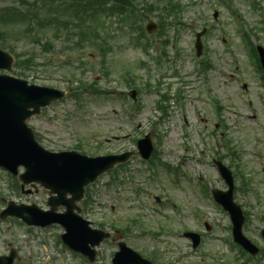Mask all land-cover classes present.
<instances>
[{"label": "rangeland", "instance_id": "374dc122", "mask_svg": "<svg viewBox=\"0 0 264 264\" xmlns=\"http://www.w3.org/2000/svg\"><path fill=\"white\" fill-rule=\"evenodd\" d=\"M139 1L140 8L144 9L143 13L157 20L158 11L146 7V3L151 4L153 0ZM257 1L260 5L258 11L251 5V0H234L235 3H230V6L226 4L223 6L218 0H180L185 6L181 19L183 24L173 23L168 27L166 36L172 40V44H169V56L161 66L155 62V56H147L140 47H134L129 39L130 33L113 19L104 20L107 23L106 28L105 25L100 28L103 34L109 35L105 62L99 56L97 46L89 42L78 45L76 38L70 41L63 35L56 37L48 25L41 29L38 26L37 31L25 32V28H22L19 31L24 30V33L13 29H10L13 31L10 34L7 32L8 45H12L21 53L22 60L34 61L33 65H27L30 67L20 68L24 73L22 78L38 85L67 89L77 85L74 81L68 80L67 76L71 75L88 82L96 80L98 87L113 92L107 97L92 95L90 91H86L80 100L66 99L49 108L42 117L33 118L31 125L37 130L45 147L58 150L82 139L86 141L84 149L90 155L118 153L124 149L134 150V138L143 137L148 132L153 136L158 149L156 158L158 168L155 173L161 177L164 187L155 181L153 171H149L145 164L135 157L121 172L125 178L124 184L104 187L109 181V177H104L101 185L95 189L96 205L91 208L92 211H88L87 218L97 223L101 221L105 226L109 223L115 224L121 229L128 225L126 221L128 216L141 217L140 219L146 223V233L141 234V231L135 229V232L127 234L125 241L147 258L152 259L153 254L157 253L160 258L159 264H200L202 256L208 257L206 264L237 262L233 256L235 254L231 255L219 241L220 236L228 235L226 229L230 222L227 216L203 199L194 187H189L187 189L189 193L184 195L176 184V181L181 180L184 183L185 179L181 173L184 171L194 179L205 177L204 181L207 184L208 179L212 178L215 180L214 186L223 188L224 183L218 180L206 153L212 156H217L220 152L226 154L227 145L236 151L238 157L235 162L240 164L244 173L247 172L245 174L249 175L248 178L250 176L254 178V185L255 179L260 182L256 190L239 193L237 198L249 211L246 234L255 243L264 247V240L259 234L264 228V180L261 181V175L264 179V98L260 97L263 89L260 87L261 79L255 74L240 45L234 25L236 16L231 11V6L237 9L242 22L249 30L252 27H264L261 14L264 11V0ZM10 6L18 7L19 1L0 2V11ZM215 11L219 13L217 21L213 18ZM208 25L211 26V31L207 33V37L205 35L207 48L202 61H211L215 68L209 72V76H203L195 71L194 43L195 33ZM0 29L6 31L2 27ZM223 32L230 36L229 49L222 46L221 37L228 41L226 35L221 36ZM252 40L255 44L264 46V33L258 31V37L253 36ZM47 42L51 44L50 48L43 47ZM107 72L109 78L105 75ZM235 72L238 77L229 80V74ZM123 75L135 77L140 84L142 81L145 84L151 81L152 85L160 79L163 82L161 91H170L171 95L184 88V97L172 108L168 119L154 124L160 115L154 106V100L157 99L154 87L157 85H152L153 90L149 92L142 91L141 97L137 100L140 103V110L135 111L128 99L124 101L123 97L117 94L128 90L119 84ZM171 81H178V84L170 83ZM169 83L173 86L170 87ZM243 83L248 84L247 91L242 89ZM212 100L221 108L220 120L214 112ZM126 109L134 114L132 118L128 117ZM215 128L217 131H214ZM115 136H120V140H115ZM202 136L204 138H201ZM183 143L189 148L187 153L184 152ZM159 162L171 167L178 166V175L175 173L169 175ZM229 162L231 158L226 159V163ZM233 169L236 170V167ZM2 174L0 171V175ZM6 188L5 180H0V193L3 192L16 201L36 202L46 207L47 195L40 188L30 196L22 193L15 195L12 190ZM135 188L142 189L139 198H135ZM152 193L180 202L186 211L185 218L190 226L205 230L201 218L204 215V221L215 227L212 235H206L205 244L199 252L185 248L183 244L188 243L185 239H180L179 236L173 238L169 233L166 234L171 241L168 246L178 240L174 242V248L167 249V246L159 242L160 239L159 241L151 239L159 229L154 221L146 219L148 217L146 213H151V210L158 212L159 214L152 219L162 220L164 226L176 224L174 214L169 212L166 205H156ZM3 206L0 202V211ZM170 207L180 206L173 203ZM195 214H199L200 221L196 219ZM178 231L184 233L185 230ZM50 232L51 234L36 230L31 238L21 222L12 219L0 221V254L8 253L9 243L24 257L25 263L22 264H85L80 257L76 262L52 261L56 258L52 245L59 231ZM29 238L31 240L27 241ZM43 250L51 253L52 260L47 258ZM116 250L115 244L105 243L99 251L97 264H111Z\"/></svg>", "mask_w": 264, "mask_h": 264}, {"label": "water", "instance_id": "95a60500", "mask_svg": "<svg viewBox=\"0 0 264 264\" xmlns=\"http://www.w3.org/2000/svg\"><path fill=\"white\" fill-rule=\"evenodd\" d=\"M0 56L4 55L0 52ZM7 80L19 88L16 87V91H12L13 88L10 85L0 82V88L5 89V92H0V159L6 161L9 166L16 168L22 157L28 152L36 150V146L28 138L27 142L23 141L21 143L24 147L19 149V144H17L15 136L20 137L22 135L23 129L25 128L24 121L31 115L29 110L34 108L38 111L41 106L50 103L51 100L47 98V101H45L41 98L40 93L47 92L46 90L37 88L27 89L26 83L24 82L11 79ZM52 92L50 91L51 94ZM56 98L54 97L53 99ZM20 117H22L21 125L18 123ZM17 156H19L18 159L14 161V158ZM74 164L75 169L81 174L90 170L93 172V176L109 167V165L106 168L104 167V160L86 161L82 158H78ZM29 167L33 170L36 168V164L30 163ZM58 182L64 185L63 182ZM11 263L12 259H9L6 264Z\"/></svg>", "mask_w": 264, "mask_h": 264}]
</instances>
